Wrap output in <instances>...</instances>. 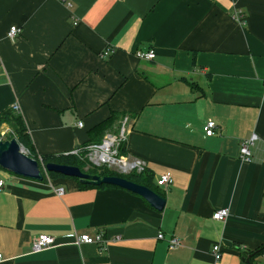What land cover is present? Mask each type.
Masks as SVG:
<instances>
[{"label": "crops", "instance_id": "1", "mask_svg": "<svg viewBox=\"0 0 264 264\" xmlns=\"http://www.w3.org/2000/svg\"><path fill=\"white\" fill-rule=\"evenodd\" d=\"M14 103L39 155L70 153L128 113L124 157L146 162L166 203L0 168V264H264V250L245 253L264 242V0H0V112ZM99 230L103 244L74 243ZM41 233L58 244L33 251Z\"/></svg>", "mask_w": 264, "mask_h": 264}, {"label": "built area", "instance_id": "2", "mask_svg": "<svg viewBox=\"0 0 264 264\" xmlns=\"http://www.w3.org/2000/svg\"><path fill=\"white\" fill-rule=\"evenodd\" d=\"M68 6H70L69 2H66ZM240 16V15H239ZM21 33V29L15 25L10 26L7 36L10 39H15ZM109 51L106 50L103 52V55H108ZM136 56L143 60H150L155 56L153 50H148L145 52L137 51ZM12 110L16 113H20V107L17 103L12 104ZM124 119V118H123ZM124 123V122H123ZM121 124L117 133L107 132L102 137L99 143H92L86 146H81L79 148L74 149L69 154L78 155L81 150H86L85 157L87 161L94 166H106L109 169L115 170L122 174L130 173L131 171L140 172L144 168H146V162L139 158L127 159L123 155L119 154V147L120 144L123 143L126 139V129L124 124ZM82 123L79 122V125ZM216 128V124L214 120L209 119L205 124V134L207 136H211L214 134V129ZM256 139V136L253 135L249 140L243 141L240 144V157L244 160L250 159V149L249 146L253 144V141ZM43 164V163H41ZM156 185L158 187H166L172 182V177L169 172H165L159 175L156 178ZM4 185V179L0 178V189ZM62 189H58L56 193L58 195L62 194ZM228 209L222 208L216 210L212 214V218L215 220H223L228 216ZM158 239H164V236L161 232L157 233ZM106 241L104 237L103 230H99L95 235H90L88 233H82L78 235H74V243L76 245H80L83 243H96V244H103ZM58 243L56 238L49 234H38L33 238L32 241V250L39 251L45 248L54 247ZM181 241L176 237H171L167 239V246L169 249H174L180 246ZM211 254L213 255L215 260H218L221 256L220 254V245L214 244L211 248ZM2 258L0 254V259Z\"/></svg>", "mask_w": 264, "mask_h": 264}, {"label": "trees", "instance_id": "3", "mask_svg": "<svg viewBox=\"0 0 264 264\" xmlns=\"http://www.w3.org/2000/svg\"><path fill=\"white\" fill-rule=\"evenodd\" d=\"M187 82L188 84H190L191 87L194 85V83L191 81H187ZM126 114L128 113L112 112L111 115L106 120L102 121L100 124L96 125L89 131V136L91 138V141L83 146H86L92 143H99L105 133L115 132L113 131L115 130L114 128L115 124H117L119 127V124H121L119 121L123 120ZM3 123H6V124L10 123L12 125V129L14 131L15 137L17 138L18 142L22 145L23 148H25L28 151L27 154L30 157L35 158L39 163L56 162V163H61V164L77 166L82 171L90 173V174H96L100 176H113V175L123 176L130 181L136 182L138 184H142L153 190H156L153 187V176L147 168H144L140 172L131 171L130 173L122 174L115 170L109 169L106 166H94V165H91L87 161L85 157L86 150H81V152L78 155L69 154V153L59 154V155H53V154L39 155L36 152L32 139L27 132V127H26L23 117L19 113H16L15 111H13L12 108H6L0 112V125ZM7 138L10 139L11 137L9 136ZM124 153H125V149H124V142H123L120 144L119 154L124 156ZM47 176L50 178L68 177V176H64V175H61L55 172H47L44 174L43 180L46 179ZM71 178H74V177H71ZM74 179L77 180V182L79 183L77 178H74ZM79 186L80 187H88V186L106 187V186H112V185L101 184V185L96 186L92 184L79 183ZM157 192L159 193V191ZM263 250H264V242L255 249L245 250V253L251 254L252 257H254L256 255H259ZM250 262H251V258H250Z\"/></svg>", "mask_w": 264, "mask_h": 264}, {"label": "water", "instance_id": "4", "mask_svg": "<svg viewBox=\"0 0 264 264\" xmlns=\"http://www.w3.org/2000/svg\"><path fill=\"white\" fill-rule=\"evenodd\" d=\"M0 168L15 175L41 181L47 172H55L64 176L77 178L81 184H107L133 192L148 202L156 210H162L166 198L157 191L130 181L123 176H100L82 171L79 167L56 162L39 163L23 151L22 145L13 137L2 140L0 138ZM252 255L247 256L250 260Z\"/></svg>", "mask_w": 264, "mask_h": 264}, {"label": "rangeland", "instance_id": "5", "mask_svg": "<svg viewBox=\"0 0 264 264\" xmlns=\"http://www.w3.org/2000/svg\"><path fill=\"white\" fill-rule=\"evenodd\" d=\"M11 137V138H13V137H15V134H14V131H13V129H12V125L10 124V123H3V124H1L0 125V138L2 139V140H7V139H9V138H7V137ZM10 138V139H11ZM16 138V137H15ZM17 139V138H16ZM23 148V147H22ZM23 151L24 152H26V153H28V151L25 149V148H23ZM5 172H7V173H11V172H8V171H5ZM257 264H259V263H257Z\"/></svg>", "mask_w": 264, "mask_h": 264}]
</instances>
